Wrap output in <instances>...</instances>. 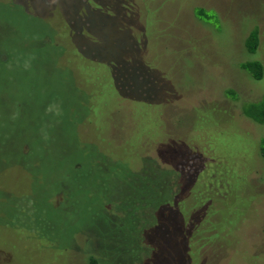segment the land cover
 Masks as SVG:
<instances>
[{
	"label": "rangeland",
	"instance_id": "1",
	"mask_svg": "<svg viewBox=\"0 0 264 264\" xmlns=\"http://www.w3.org/2000/svg\"><path fill=\"white\" fill-rule=\"evenodd\" d=\"M248 61L264 0H0V264H264Z\"/></svg>",
	"mask_w": 264,
	"mask_h": 264
},
{
	"label": "trees",
	"instance_id": "2",
	"mask_svg": "<svg viewBox=\"0 0 264 264\" xmlns=\"http://www.w3.org/2000/svg\"><path fill=\"white\" fill-rule=\"evenodd\" d=\"M260 46V36L258 31L251 33L245 43V48L249 54H256L257 49ZM241 68L244 71H247L252 74L254 80H260L264 75V67L259 61H248L241 65ZM124 95V91L120 93ZM128 97V96H127ZM131 97V96H130ZM148 99H151L152 96H145ZM132 98V97H131ZM135 98V97H133ZM127 100V99H126ZM134 100V99H133ZM244 116L252 120L257 124H264V96L260 101L250 102L244 106ZM260 144V156L264 161V139H261ZM165 162H163L164 164ZM172 164L170 163V166ZM182 165V162L179 164ZM173 166V165H172Z\"/></svg>",
	"mask_w": 264,
	"mask_h": 264
}]
</instances>
